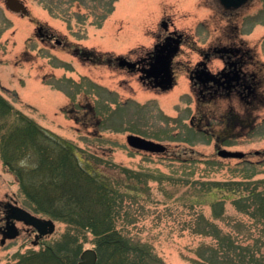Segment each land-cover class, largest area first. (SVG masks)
Returning <instances> with one entry per match:
<instances>
[{
  "label": "rangeland",
  "instance_id": "obj_1",
  "mask_svg": "<svg viewBox=\"0 0 264 264\" xmlns=\"http://www.w3.org/2000/svg\"><path fill=\"white\" fill-rule=\"evenodd\" d=\"M22 1L28 16L10 12L0 0V95L72 143L84 167L123 183L126 202L117 227L147 249L140 264H208V249L218 243L209 224L243 247L259 248L257 257H264L258 241L264 242V226L240 210L241 195L264 187V67L260 98L252 105L237 95L199 101L185 74L207 48L209 53L241 41L264 64V0H251L229 17L214 0H117L100 27L93 18L107 11L111 0H94V5L88 0L81 7L78 1L66 2L55 14L43 0ZM66 9L70 25L56 14ZM163 20L185 38L174 60L171 90L152 89L141 83L139 73L78 55L87 51L103 61L117 56L137 60L156 43ZM38 27L62 45L41 41ZM219 66L214 60L210 68ZM128 135L160 143L167 152L132 149ZM220 149L245 157L223 159L217 155ZM0 199L26 208L1 159ZM52 221L54 233L36 245L27 227L0 244V264H13L48 245L65 248L68 226ZM76 244L71 249L79 250L78 260L85 250H94L98 262L90 233L81 232Z\"/></svg>",
  "mask_w": 264,
  "mask_h": 264
},
{
  "label": "trees",
  "instance_id": "obj_2",
  "mask_svg": "<svg viewBox=\"0 0 264 264\" xmlns=\"http://www.w3.org/2000/svg\"><path fill=\"white\" fill-rule=\"evenodd\" d=\"M56 1H42L50 14H55L54 10L66 2L69 5L78 1L80 7L88 2ZM116 1L111 0L108 10L100 17H97L100 12L96 13L93 18L96 27H100L113 12ZM90 2L94 5L95 1ZM56 14L63 15L70 25L64 16L70 15L69 9ZM93 61L103 60L95 57ZM79 153L72 143L50 133L0 95V159L18 185L22 205L37 216L64 222L69 229L65 248L62 244L48 245L39 251L22 254L13 264H77L79 250L75 253L71 247L78 248L76 243L81 232L94 237L100 256L97 264L141 263L147 249L117 227L126 202L125 193L120 190L123 183H116L110 177L84 167ZM235 184L240 186L244 182ZM240 200V210L264 226V187L251 189L248 194L241 195ZM209 227L218 243L215 250L208 249L211 252L208 264H264V257H257L259 248L243 247L230 236L221 235L215 226L209 224ZM258 241L264 248V242ZM134 254L138 255L133 260Z\"/></svg>",
  "mask_w": 264,
  "mask_h": 264
},
{
  "label": "flooded vegetation",
  "instance_id": "obj_3",
  "mask_svg": "<svg viewBox=\"0 0 264 264\" xmlns=\"http://www.w3.org/2000/svg\"><path fill=\"white\" fill-rule=\"evenodd\" d=\"M214 1L222 13L228 17L251 2V0H249L248 3L241 8L230 10L225 9L216 0ZM163 22H165L166 25H164ZM160 28L162 30L157 34L155 38L156 43L153 45L152 49L145 52L144 56L134 60L137 65L130 71V73H139V80L141 83L156 90L162 89L156 87L155 81L146 75L147 71L155 63L157 54H169L171 52L170 48L175 46L176 42H179L178 50L170 62V71L174 86L176 84L174 60L178 56L180 48L185 41L184 34L172 28L168 21H161ZM37 33L38 38L41 41L52 40L56 45H62L60 41H57L53 34L45 30L43 27L41 29L38 27ZM163 33H167V35L163 36L161 39ZM80 53L81 52H78V55ZM202 55L201 61L185 70V74H187L190 83V88L193 92L197 93L199 101L204 102V100H208V102H211L218 97L225 96L230 98L232 95H237L246 105H252V102L259 100L260 95L258 90L261 87V77L259 73L263 71L264 64L255 58L252 50L244 41L240 42V46L233 43L232 45L219 49L213 48L212 50H209V53L207 48ZM84 57H86L88 61L92 62L93 60L90 55H85ZM127 60L132 61L128 58ZM214 60L219 61L220 66L217 69L212 70L210 66ZM108 64L112 65L111 62ZM191 124H194L193 120L191 121ZM200 131L203 130L200 129ZM14 206L15 203H13L11 199H9V201L0 199V244L2 245L10 240L7 238L9 234L16 231L19 236L24 232V228H26L23 223L12 218ZM27 229L33 233L34 239L36 235L35 230L30 227H27ZM40 241L41 240L35 244H38Z\"/></svg>",
  "mask_w": 264,
  "mask_h": 264
},
{
  "label": "water",
  "instance_id": "obj_4",
  "mask_svg": "<svg viewBox=\"0 0 264 264\" xmlns=\"http://www.w3.org/2000/svg\"><path fill=\"white\" fill-rule=\"evenodd\" d=\"M7 9L12 12L19 13L22 15L27 14L25 6L19 0H3ZM220 5L225 9H237L244 4L248 3L249 0H217ZM166 25L165 22H163ZM179 42H176L175 46L170 48L169 54L158 53L156 56L155 63L147 71V77L152 78L156 87L162 89V91L169 90L173 86V78L170 71V62L174 54L178 50ZM117 66L119 68H126L128 70H133L137 63L128 61L123 57L116 58ZM126 142L129 147L138 151H144L154 154H163L166 152V147L162 144L155 143L138 136L128 135L126 137ZM217 155L223 159H243L245 157L244 153L232 152L225 149H220L217 151ZM15 220L23 222L25 225L34 228L37 232L35 240L42 238L47 235H51L55 231V224L52 220L41 219L32 214H30L25 209L20 207L13 208V216ZM17 236V232L8 235L9 239H14ZM97 254L94 250H85L80 255V261L78 264H96Z\"/></svg>",
  "mask_w": 264,
  "mask_h": 264
},
{
  "label": "clouds",
  "instance_id": "obj_5",
  "mask_svg": "<svg viewBox=\"0 0 264 264\" xmlns=\"http://www.w3.org/2000/svg\"><path fill=\"white\" fill-rule=\"evenodd\" d=\"M166 35H167V33H163L161 39L163 38V36H166Z\"/></svg>",
  "mask_w": 264,
  "mask_h": 264
}]
</instances>
